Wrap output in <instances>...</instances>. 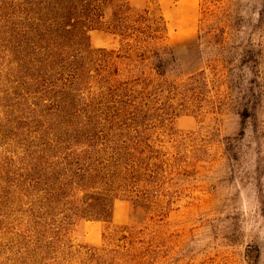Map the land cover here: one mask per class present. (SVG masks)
I'll return each instance as SVG.
<instances>
[{
    "label": "trees",
    "instance_id": "1",
    "mask_svg": "<svg viewBox=\"0 0 264 264\" xmlns=\"http://www.w3.org/2000/svg\"><path fill=\"white\" fill-rule=\"evenodd\" d=\"M225 8L201 4L202 24L216 19L205 32L216 46L208 62L216 64V114L233 111L239 136L249 130L262 148L264 9L245 32ZM0 11V81L12 92L0 94V111L10 102V119L19 115L24 126L12 142L19 152L7 198L21 213L18 238L30 260L165 264L171 247L159 226L173 205L165 184L184 171L179 145L165 137L174 117L201 114L206 73L171 78L176 59L163 17L135 12L130 0H0ZM95 31L118 48L93 49ZM116 200L130 203L129 225L112 226ZM80 220L113 229L100 246L75 250L68 236Z\"/></svg>",
    "mask_w": 264,
    "mask_h": 264
},
{
    "label": "rangeland",
    "instance_id": "2",
    "mask_svg": "<svg viewBox=\"0 0 264 264\" xmlns=\"http://www.w3.org/2000/svg\"><path fill=\"white\" fill-rule=\"evenodd\" d=\"M203 1L130 0L135 12L149 8L163 17L176 59L170 77L182 80L204 71L211 90L200 115L176 116L168 124L165 141L168 147L179 145L184 171L168 176L165 184L173 202L159 226L171 247L165 264H264V147L250 138L249 130L239 136L241 127L233 111L216 114V64L208 63L216 58V46L205 38V32L216 28V19L202 24ZM207 1L222 2L236 22L241 19L245 32L264 9V0ZM212 9L216 16V5ZM89 39L93 49L118 48L117 40L104 31L92 32ZM261 68L264 73V62ZM11 93V87L0 81V94ZM8 105L4 114L0 111V264H37L18 238L21 213L7 198V175L19 152L12 142L24 127L19 115L10 119ZM15 120L17 125L11 128ZM132 215L129 202L116 200L112 226L129 225ZM112 226L76 221L68 236L72 249L100 246Z\"/></svg>",
    "mask_w": 264,
    "mask_h": 264
}]
</instances>
